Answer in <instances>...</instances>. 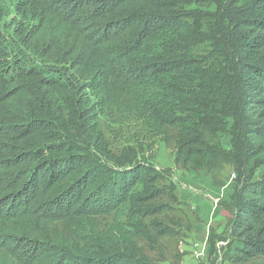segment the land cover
Wrapping results in <instances>:
<instances>
[{
	"label": "trees",
	"instance_id": "trees-1",
	"mask_svg": "<svg viewBox=\"0 0 264 264\" xmlns=\"http://www.w3.org/2000/svg\"><path fill=\"white\" fill-rule=\"evenodd\" d=\"M235 1L207 75L198 0H0V264H149L126 247L81 249L58 228L120 213L139 237L162 232L147 223L163 212L161 174L108 154L96 127L91 95L106 109L114 83L177 132L176 163L257 175L237 192L231 230L236 258L264 263V0Z\"/></svg>",
	"mask_w": 264,
	"mask_h": 264
},
{
	"label": "rangeland",
	"instance_id": "rangeland-1",
	"mask_svg": "<svg viewBox=\"0 0 264 264\" xmlns=\"http://www.w3.org/2000/svg\"><path fill=\"white\" fill-rule=\"evenodd\" d=\"M240 5L235 0H198L190 8L198 10L202 18L194 54L196 67L207 75L214 74L220 63L211 42L233 29V12ZM107 90L110 102L103 110L90 94L97 105L96 127L108 154L152 165L161 174L158 187L162 195L156 203L163 212L147 223L156 221L162 232L157 243L139 237L130 231L127 217L120 213L90 217L68 226L60 222V231L81 249L85 242L126 247L149 264H264L236 258L231 230L237 192L257 175L244 163H223L217 172L194 171L176 163L177 132L157 127L147 110L133 100L131 91L115 83ZM93 153L98 163L112 166L107 155L97 150Z\"/></svg>",
	"mask_w": 264,
	"mask_h": 264
}]
</instances>
